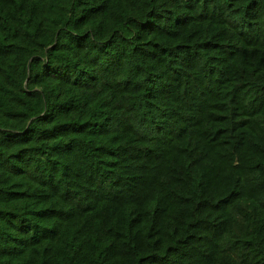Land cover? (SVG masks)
<instances>
[{"label":"trees","instance_id":"16d2710c","mask_svg":"<svg viewBox=\"0 0 264 264\" xmlns=\"http://www.w3.org/2000/svg\"><path fill=\"white\" fill-rule=\"evenodd\" d=\"M0 264H264V0H0Z\"/></svg>","mask_w":264,"mask_h":264}]
</instances>
